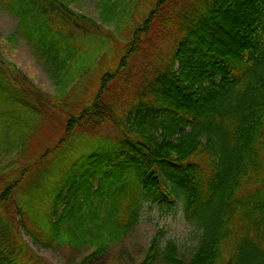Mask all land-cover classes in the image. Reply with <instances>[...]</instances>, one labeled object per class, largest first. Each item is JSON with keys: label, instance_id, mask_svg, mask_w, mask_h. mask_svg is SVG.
<instances>
[{"label": "trees", "instance_id": "obj_1", "mask_svg": "<svg viewBox=\"0 0 264 264\" xmlns=\"http://www.w3.org/2000/svg\"><path fill=\"white\" fill-rule=\"evenodd\" d=\"M80 1L0 0L17 19L10 37L27 42L56 85L42 91L0 54V264H44L23 232L47 249L94 247L80 264H112L142 203L177 198L202 229L191 256L162 245L160 230L140 264H264V0H156L92 98L60 107L117 39L103 25L135 2L100 0L98 22L76 11ZM136 53L149 70L121 115L113 94ZM58 109L69 114L55 117L64 134L42 146ZM79 127L99 131L96 146L73 147Z\"/></svg>", "mask_w": 264, "mask_h": 264}, {"label": "rangeland", "instance_id": "obj_2", "mask_svg": "<svg viewBox=\"0 0 264 264\" xmlns=\"http://www.w3.org/2000/svg\"><path fill=\"white\" fill-rule=\"evenodd\" d=\"M99 1L81 0L74 5V8L76 11L93 17L100 22ZM155 2L156 0H135L134 4L121 14L117 23L111 25V28L103 25L104 30L110 33V36L111 34H115L117 39L109 40L106 43V50L102 51L97 59L95 58L94 64L87 65L89 67L88 74L71 88V94L69 92L70 96L68 95V97L60 102V107L71 103V99L74 104L79 101L80 97L87 96L92 98V95L100 86V72L116 68L119 57L123 55V48H126L130 44L133 38V32L144 23L148 13L153 9ZM16 24L17 19L5 11L0 4V54L8 61L14 63L37 88H40L46 93L55 94L56 85L53 78L37 61L27 42L20 36L10 37L15 31ZM149 37H152V34H149V36L141 34L138 39L146 41ZM172 45L173 40H171V37L162 40L160 43L162 56L171 53ZM89 47L87 45L85 48L87 49ZM117 49L120 50V53H117ZM144 53L150 55V50ZM116 56H118V61L115 63L112 62L113 65L111 68L107 69L110 58H116ZM142 58V54L136 53L132 56L129 60V73L124 81L119 83L113 94L117 96L113 101L116 104L115 107L117 106L119 109V105L122 106L119 111L121 115H123L124 110H126L125 108L131 103V99L133 100L130 97H133V93L140 89L144 70L148 69L144 65ZM98 66L104 68L99 69ZM147 74H150V72ZM58 115H62L65 120L69 118V114L65 113L63 109H58L54 112V118L51 117L45 123L39 136L42 146L51 145L64 134V122L55 118ZM111 131L109 128H104L101 135L106 136ZM94 136H100L99 131L79 127L75 133L73 147L83 148L86 146H96L98 138H93ZM3 187V178L0 177V190ZM160 230L164 232L162 245L168 240L175 241L179 246V254L183 259H188L191 256L202 234V229L196 223L187 220L182 199L177 198L172 207L156 201H144L142 203L139 223L123 238L120 244L112 249L108 261L110 260L112 264H140L145 257L152 238ZM23 234V238L32 250L38 254L44 264H80L85 256L94 249V247L89 245L77 250L70 249L69 247L47 249L34 243L32 238L24 232Z\"/></svg>", "mask_w": 264, "mask_h": 264}]
</instances>
